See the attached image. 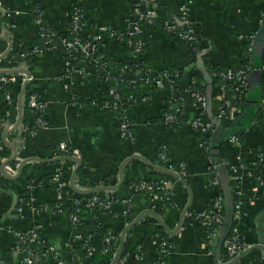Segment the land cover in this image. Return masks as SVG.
<instances>
[{"label":"crops","instance_id":"0c3cea01","mask_svg":"<svg viewBox=\"0 0 264 264\" xmlns=\"http://www.w3.org/2000/svg\"><path fill=\"white\" fill-rule=\"evenodd\" d=\"M36 2L42 8L47 22L62 33H66L76 7L85 8L89 31H96L101 25L125 30L131 11L141 4L142 0H36ZM183 4L189 7L190 21L199 35L203 49L194 58L188 43L167 32L159 24L147 28L148 43L143 54L145 63L158 69L178 70L180 77L176 90L172 93L168 85L146 87L140 83L135 87L134 93L138 102L129 107L132 120V138L129 139L121 135L119 114L115 111H105L92 102L93 99H101L106 95L108 82L105 78L102 80L96 75H88L76 81L71 90H67L57 79L63 70L60 54L46 52L28 61L21 58V51L38 41L39 26L33 14L29 12L26 0H0V35L6 33L13 41L10 54L0 60V69L27 67L31 71L28 87L31 93L38 94L44 100V118L48 122L47 128L39 129L34 135L19 129L8 135L10 143L19 145V158L15 163L8 165L6 170L12 167L17 171L20 161L29 156L50 159L77 153L83 159L85 169L84 176L79 177L77 173L76 184L79 187L114 185L120 179L121 164L129 156L139 154L155 162L159 145L164 142L168 146V155L173 163L185 165L186 173L183 176L192 189L193 199L181 230L176 235L166 232V238L174 248L161 261L163 264H222L225 262L224 244L220 246L217 238L209 247L205 240V229L193 217L196 212L208 206L214 190L209 187L213 161L205 156L207 152L204 150L203 140L190 124L195 114L190 76L199 75L201 76L199 81L206 84V93L211 100L207 112L214 118L213 67L215 65L217 68L238 67L244 62L247 46L239 35L254 32L259 34L264 25V1L156 0L152 6L159 20L174 21L183 26L184 23L180 19V7ZM5 11H11V15L8 16ZM7 47L8 41L0 38V54L4 53ZM204 51L206 53L203 57L204 65H201L198 55ZM105 52L113 62H128L133 56L132 49L127 43L115 39L107 40ZM260 65L261 62L255 58L256 69L250 75L251 85L246 98L245 112L237 116L236 120L218 124L211 133L212 150L215 149L214 155L222 161H231L236 154V149L227 142V137L221 139L228 129H234L233 134L241 137L240 153L247 162L255 161L259 152L264 154V113L261 108L263 96L260 94L264 89V81L263 73L256 72ZM103 71H100L101 74ZM15 74L20 78L24 76L23 73ZM146 94L150 95V100L140 101ZM171 100L173 105L182 109L183 121L176 128L170 127L164 120ZM17 117V108L13 106L9 110L5 92L0 87V129L3 133L9 124L12 126L15 123ZM28 122L29 125L34 122L32 113ZM3 133L0 136V261L16 264L17 255L13 251L18 241L16 232L26 231L34 224L40 223L43 226L41 236L44 243L58 248L63 258L70 264L72 249L67 242L75 233H82L89 237L92 243H99V238L90 234L83 225L96 218L97 211L95 208L83 209L79 215L81 226L76 227L72 225L69 215L73 210V199L84 194L69 189L63 211L56 212L51 206V202L58 199L56 187L47 183L31 189L28 178L32 176V183L35 181L46 183L57 168L63 169L65 177L71 176L77 163L72 159L56 162L34 160L25 164L18 178L8 179L2 174L1 166L13 151L4 141ZM61 142L68 144L70 152L59 151ZM218 173L224 195L225 197L229 195V200L225 199L227 214V204L230 201L235 204L236 194L230 184L228 166L220 168ZM260 175L264 179V163L261 165ZM123 176L124 182L117 190L96 192L111 201L109 217L112 233L120 236L123 228L139 213L145 209L154 210V206H150L148 200L129 186L130 182L151 177L174 186L175 202L161 214L168 228L174 230L190 200L187 186L171 174L156 171L142 159L127 162L123 167ZM247 180L245 183L247 186L254 183L253 179ZM67 181L70 184V177ZM25 189L30 191L25 192ZM29 198L37 206L36 210L27 205L24 215H20L16 208L11 210L15 199H18V205ZM124 199L132 200L129 215L123 213L126 206ZM244 205L245 214L240 224L244 240L249 245L264 244V191L257 200ZM159 226L160 223L153 215L146 214L126 234L125 247L118 264H125L127 259L136 255L138 251L143 252V258L140 260L135 258L137 264H151L157 260L158 237L161 234ZM37 264L58 262L50 257L39 260ZM95 264H111V260L101 255ZM242 264H264L262 250L249 253L244 257Z\"/></svg>","mask_w":264,"mask_h":264},{"label":"built area","instance_id":"2783aa9c","mask_svg":"<svg viewBox=\"0 0 264 264\" xmlns=\"http://www.w3.org/2000/svg\"><path fill=\"white\" fill-rule=\"evenodd\" d=\"M155 1L156 0H142L140 5L135 6L130 13L128 27L125 30L101 25L96 31H89L86 10L83 7H76L71 15L70 27L66 34L45 21V14L39 6H34L32 8L27 6L30 13L37 14L35 20L39 26V37L42 43L22 50L20 56L22 59L26 60L29 57L34 58L46 52L60 51L63 60V70L58 75L57 79L67 90H71L76 81H80L83 77L88 75H96V77H100L102 80L105 78L108 82L106 95L101 99H93L92 102L105 111L117 112L120 117V131L122 137L131 139L132 120L129 115V107L131 103L138 100L134 93L135 87L140 83L146 85V87H164L168 85L172 93L176 90L180 72L168 68L157 69L154 67H142L139 64H131L130 61L123 63L113 62L107 57L105 52L107 40L115 39L127 43L132 49L133 54L143 55L148 43L143 35L148 27L154 25L159 24L164 30L188 43L189 46H193L199 38L197 31L190 21V10L186 4L180 7V19L184 24L183 26H179L174 21L159 20L152 6ZM5 12L8 16L11 15V11ZM257 34V32H254L239 35V38L246 42L247 46V55L240 66L227 67L226 69L217 68L213 71L212 76L220 79L216 85L217 94L215 98L217 103L214 108V118L206 114L209 107L207 93L198 85L191 86L192 88H190V91L195 105V114L190 120V124L196 132L209 135L215 130L218 124L229 120H236L238 114L241 112V105L245 102L250 91V75L256 69L255 47L258 39ZM259 69L264 75V54ZM100 71H103V73L101 74ZM129 71L131 73L127 76V79L125 74ZM20 79L21 78L15 73L0 75V87L14 84ZM22 80L24 82L25 75ZM193 84H195V81H193ZM124 85L132 86L129 93L123 90ZM229 92L234 94V102L229 97ZM18 94L15 96L13 92L8 90L5 93L9 105H12V107L14 106L17 108ZM171 98L173 97L171 96ZM149 100L150 95L146 94L140 101L148 102ZM27 105L34 116V122L30 125L31 128H28V132L34 135L39 129L48 127V122L44 118L45 102L38 94L31 93ZM261 108L264 113V98L262 99ZM181 116L182 109L173 105L171 100L164 115L166 124L169 126L180 124L183 121ZM25 130L27 131V128ZM2 133L3 130L0 129V134ZM227 142L236 149V154L231 161H223V164L229 168L231 179L235 181L233 188L236 199L234 204L233 224L224 241L226 256L224 263L231 261L251 246L244 240L240 230V224L245 214L244 204L257 200L264 191V179L260 175V166L264 163V154L259 152L255 161L247 162L240 153L242 146L241 137L237 134H230L227 136ZM203 147L205 152L209 150L208 144L205 141H203ZM59 151L70 152L68 144L66 142H61ZM73 155L79 156L77 153ZM155 163L181 175H185L186 173L184 164L173 163L169 158L168 146L164 142L159 145ZM215 167H217V165ZM7 171L10 174L16 173V170L12 167H9ZM249 178L253 179L254 183L247 186L245 183ZM47 183L56 187L58 198L64 189H68L69 192V187H71L62 168H57L46 183L37 181L30 184L29 187L34 189L38 186H44ZM221 185V177L218 171L213 168L209 178V187L214 190L212 199L206 208L193 215L205 229V240L209 247H211L214 241L219 237L226 219L225 195L220 191ZM129 186L136 193L140 191L147 192L151 201H160L164 203L165 208L172 206L175 202H172V198H174L175 194L174 186H169L159 179L154 178L134 181ZM123 202H125L126 205L123 213L124 215H129L132 210V200L124 199ZM73 203V210L69 218L72 225L79 227L82 223L79 215L83 209L103 207L109 210L111 201L104 199L94 192L73 199ZM26 205L30 206L32 210H36L37 208L29 198V200L23 201L22 203L20 202V204L16 206V210L20 215H24ZM55 209L56 212H62L64 207L60 204L57 205ZM42 228V224L37 223L26 231L16 232L18 241L13 250L17 255L16 264H37L39 260L48 259L50 257L56 259L58 264H69L63 258L58 248L44 243L41 236ZM75 241L82 242L83 246L85 245L84 247H87L90 253H95L97 251L96 245L90 241L89 237H85L82 233H75L73 238L67 242L72 249V262H70V264H87L89 259L88 255L81 256L73 251V242ZM87 241L89 242L88 244ZM104 242L105 245L102 248V253L111 255L112 260L118 248V235L112 233L110 230ZM173 248L174 246L169 239L160 234L158 237L159 256L158 259L151 264H163L161 260L169 255ZM135 258L136 260L142 259L143 252L141 253L138 251ZM1 262L2 261H0V264Z\"/></svg>","mask_w":264,"mask_h":264},{"label":"water","instance_id":"95a60500","mask_svg":"<svg viewBox=\"0 0 264 264\" xmlns=\"http://www.w3.org/2000/svg\"><path fill=\"white\" fill-rule=\"evenodd\" d=\"M0 38H3V39L8 41L7 49L5 50L4 53L0 54V60H1L4 57H6L7 55H9L10 52L12 51V49H13V41H12V38L9 35H7L6 33H3L2 35H0ZM205 54L206 53L204 51V52H201L198 55L199 63L201 65H204L203 57L205 56ZM263 54H264V25H263V28L261 29V31L258 34V39H257V42H256V47H255V58L257 59L258 62H262ZM256 72L258 74H260L261 70L258 69ZM12 73H23L25 75V80L23 82V85H22L21 90H20V92L18 94V97H17L18 117L16 118L15 123L11 127L8 126V128L3 133L4 141H6L9 144V146L11 147V149L13 151L12 155L8 159H6L2 163V166H1L2 174L6 178L11 179V180L18 178L21 175L25 164L30 162V161L41 160V161H44V162H56V161H60V160L72 159V160H74L77 163L76 167L74 168V170H73V172H72V174L70 176V186H71V188L74 191H76L78 193H82V194H89V193H94V192L104 191V190L112 192L114 190H117L119 187H121V185L124 182L123 167L125 166V164L127 162H129L130 160H133V159H142L143 161H145L150 167H152L156 171L171 174V175L177 177L180 181H182L187 186V188L189 190L190 200H189L188 204L185 206V208L183 209V211H182V213H181V215L179 217V222H178V224H177V226H176V228L174 230H170L168 228L165 220L161 216V214L155 212L154 210L145 209L141 213H139L137 215V217L134 218L132 221H130L124 227L123 231L120 233V244H119V246H118V248H117V250H116V252H115V254H114L113 258H112V260H111V264H118L121 261L120 258H121L123 249L125 247L126 234L128 233L129 230H131L134 226H136L146 214L153 215L157 219V221L160 223V225L165 229V231L167 233H169L170 235H176L181 230L184 218H185L187 212L190 209V206H191V203H192V199H193V193H192L191 187L187 184V180L185 179V177L183 175H181V174H179V173H177L175 171H172V170H170L168 168H165V167H163V166H161V165H159V164L151 161L150 159H148V158H146V157H144L142 155H139V154H133V155L129 156L121 164V167H120V170H119V178L120 179H119L118 183H116L114 185L95 186V187H91V188L79 187L76 184V180H77L78 170L83 165V159L81 157L75 156V155H66V156L50 158V159H41L40 157L29 156V157H26V158H24V159H22L20 161V163L18 164V169H17L15 174L8 173V171L6 170V167L8 165H10L11 163H15V161L19 158L18 157V155H19V145L17 143H13V142L10 143V141H8L7 137L12 131H15L17 129H19L21 131L25 130V124L23 123L24 112H25L24 98H25V95H26V92H27V88H28V85H29V80H30V78L32 76L31 71L27 67H21V68H17V69H14V68H3V69H0V75L12 74ZM208 98H209V96H208ZM209 103L211 105V100L210 99H209ZM236 124L234 126H236ZM233 133H234V129H228L226 132H224L223 138H221V139H224L225 137H227V136H229L230 134H233ZM215 147H216V144L214 145V148ZM214 150H213V153H214ZM215 157H214V164L217 165V167L219 169L223 168V167H226V165L223 164V161L221 159L215 158ZM227 187H228V189L230 188L229 181H227ZM225 199L229 200V195L226 196ZM17 201H18V199L14 200V202H13V204L11 206V210L12 211L16 208ZM227 205H228V212L226 214V219H225L224 225L222 227L221 233H220V235L218 237V241H219L218 243H219L220 246L222 244H224V241H225L226 237L228 236V234H229V232L231 230L232 224H233V213H234L233 201L232 202L230 201V203H228ZM258 249L262 250L263 259H264V244L256 243V244L251 245L250 247H248L243 253H241L240 255H238L237 257L232 259L231 261L226 262V263H222V264H242V261H243L244 257H246L249 253H251V252H253L255 250H258ZM1 264H8V263L1 262Z\"/></svg>","mask_w":264,"mask_h":264},{"label":"trees","instance_id":"16d2710c","mask_svg":"<svg viewBox=\"0 0 264 264\" xmlns=\"http://www.w3.org/2000/svg\"><path fill=\"white\" fill-rule=\"evenodd\" d=\"M27 2V5L29 8H32L34 6H39L40 5L36 2V0H26ZM41 8V7H40ZM85 9V8H84ZM42 10V8H41ZM43 11V10H42ZM34 18L36 19L37 17V14L36 13H32ZM44 19L45 21L47 22L45 16H44ZM58 29V28H57ZM68 33V31L66 32ZM65 33V34H66ZM143 37H145V39H147V35H146V32L145 34L143 35ZM148 41V40H147ZM42 41L40 39V37H38V41L33 43L31 46L33 45H36V44H41ZM190 49H191V53L193 54L194 58H196L198 52L202 51L203 49V46L200 42V38H198V40L194 43L193 46H189ZM53 53H58L61 55V52L60 51H55ZM33 57H29L27 58L26 60H30L32 59ZM130 63L131 64H139L140 66L142 67H149L145 61H144V58H143V55H138V54H133V56L130 58ZM158 69V68H157ZM217 69L216 65L213 67V71H215ZM222 69H226V68H222ZM213 71H212V74H213ZM131 72L129 71L127 74H125V77L128 79L127 76H129ZM263 77V81H264V75L262 76ZM201 76L199 75H196V74H192L190 76V79H191V82H192V85H198L199 87H202V89L206 92V84L204 82H200ZM219 78L218 77H213L212 76V83L214 84L215 86V89H214V93L213 95H215L216 97V94H217V88H216V85L218 84L219 82ZM193 81H195V84H193ZM22 78L14 83V84H9V85H6L4 87H2V89L4 90V92L6 93V91H11L14 93L15 96H17V94L20 92L21 90V87H22ZM132 89V86L130 85H124L123 86V90L126 92V93H129V91ZM30 94H31V91L28 87L27 89V92H26V95H25V112H24V118H23V122L26 124L25 125V129H26V126H27V131L28 132V128L31 126L29 125V117H30V109L27 105V102H28V99L30 97ZM229 97L232 99V101L234 102L235 101V98H234V94L232 92H229ZM261 96H263L264 98V89L261 91ZM135 102H138V100H136ZM214 104L217 103V100L216 98H214L213 100ZM133 103H131L132 105ZM130 105V106H131ZM246 106H247V101L245 99V102L241 105V112L238 114V117L241 116L245 110H246ZM12 108V105H9V110ZM206 114L209 116V113L206 112ZM194 116V115H193ZM182 119H183V116H181ZM177 126H179V123L178 124H174L170 127H173V128H176ZM199 136H201L202 140L205 141L207 144H208V147H209V150L207 151V153L205 154V156H207L208 158H211V160L213 161V164H211L212 166V169L215 168L217 171H219V168L218 167H215L216 165H214V153H213V150H212V147H211V144H210V137H211V134L209 135H203L201 134L200 132H197ZM1 136V134H0ZM216 158V157H215ZM261 168V166H260ZM84 165H82L78 171V175L79 177L81 176H84ZM66 176V175H65ZM68 177H70V175L68 176L67 175V179ZM148 179H154L153 177L151 178H148ZM32 180V176H29L28 178V183L29 184H32L31 182ZM37 182V181H35ZM132 182L129 183V185L131 184ZM230 184L231 186H233L235 184V181L233 179H230ZM69 189H71V187H69ZM26 191H30V189H25V192ZM223 192V187L221 185V190ZM140 196H142L143 198H145L146 200H148V203L150 204V206H154V211L159 213V214H162L164 209H165V205L164 203L160 202V201H151V198L149 197V195L147 194V192L145 191H140V192H137ZM224 193V192H223ZM69 194H68V189H64L61 193H60V197L56 200V201H52L51 202V206L53 207V209L55 210V207L57 205H60L62 204V206H65L66 204V201H67V198H68ZM172 202H174V198H172ZM75 208V207H74ZM97 211V217L92 219L91 221L89 222H85L83 223L84 227L89 231L90 234L94 235L95 237L99 238V243L96 244L95 242L93 244L96 245L97 247V251L95 253H90L89 250H87V247H84L83 246V243L82 242H73V251L81 256H85V255H88L89 259H88V262L87 264H95L96 263V260L99 258V256H106L109 260H111V255H105L102 253V248L104 247L105 245V242H104V239L105 237L108 235V232L110 231V215L109 214V210L108 209H104L103 207H94ZM124 229V228H123ZM159 232L161 233V235H167L166 231L164 230V228L160 225L159 226ZM164 237V236H163ZM89 242L87 241V244ZM91 243V242H90ZM120 244V236H118V242H117V245L119 246ZM116 246V245H115ZM114 250V249H113ZM223 251H224V255H225V248H223ZM114 252V251H113ZM226 257V256H225ZM125 264H137L136 263V260H135V255H133L131 258L127 259V261L125 262Z\"/></svg>","mask_w":264,"mask_h":264},{"label":"rangeland","instance_id":"374dc122","mask_svg":"<svg viewBox=\"0 0 264 264\" xmlns=\"http://www.w3.org/2000/svg\"><path fill=\"white\" fill-rule=\"evenodd\" d=\"M247 32H251V31H247ZM24 105H25V102H24ZM8 126H10V124L8 125ZM8 128V127H7ZM14 174V173H13Z\"/></svg>","mask_w":264,"mask_h":264},{"label":"bare ground","instance_id":"6f19581e","mask_svg":"<svg viewBox=\"0 0 264 264\" xmlns=\"http://www.w3.org/2000/svg\"><path fill=\"white\" fill-rule=\"evenodd\" d=\"M17 113V112H16Z\"/></svg>","mask_w":264,"mask_h":264}]
</instances>
